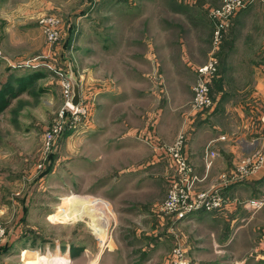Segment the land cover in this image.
Returning <instances> with one entry per match:
<instances>
[{
  "label": "rangeland",
  "instance_id": "1",
  "mask_svg": "<svg viewBox=\"0 0 264 264\" xmlns=\"http://www.w3.org/2000/svg\"><path fill=\"white\" fill-rule=\"evenodd\" d=\"M209 1L197 0V3L201 2L199 5L193 4V0H169L167 2L169 4H162L157 13L159 50L165 41L173 40V37L167 38L168 34L182 35L192 24L197 31L202 32L207 30L208 21L211 24L212 37L208 59L203 65L195 67V81L194 79L185 81L193 84H191L192 97L189 107L197 112L209 111L214 106L201 110L193 108L192 101L195 97L193 88L198 78L196 71L211 60L216 64L215 78L219 75L222 63L219 54L228 44L232 27L231 21L221 37L219 46L211 56L214 39L210 13L220 5L221 0H218L217 6H207ZM70 2L69 13L63 17L54 10L42 11L38 17L36 16L34 26L31 28H35L33 30L35 38L40 33L39 40L42 39L40 41L43 42L44 50L30 61L18 64L23 66L22 71L12 70L13 66L4 60L3 47L9 45L10 39L0 37L2 50H0V85L3 81L13 78L41 76L39 80L29 85L27 92L19 94L17 98L8 102V106L6 104L7 107L0 110V230L2 232L0 264H31L34 260L41 264L42 260L54 257H57L58 261L48 264H168V257L176 240H181L186 252L184 258L192 264L194 261L187 254L197 246L202 231L193 225L188 228L179 226L175 229L176 235L167 233L168 228L174 226V223L171 220L167 221L166 218H159L155 212L169 192L170 187L166 190L163 180L154 186L153 182L149 193L135 194L134 191H130L126 196L113 199L117 184L111 185V190L106 188L110 186L115 176L117 179H123L122 175L109 172V166L102 167L92 176L86 174L90 169L100 167L102 162L111 157L109 150L99 148L102 147L104 131L101 129L103 122L101 106L103 102L110 104L103 100L105 96H109L108 92L116 96V100L111 105L121 102V98L118 99V95L111 92L115 89L124 96V104L115 109L118 113L117 118L119 121L122 120L124 126L138 129L140 141L144 145L141 146L142 149L156 153L157 149L163 151L181 138L183 143L181 148L184 153L186 141L183 134H179L171 145L165 147L151 132L160 113L152 109L155 100L152 93L158 95L161 107L165 102L163 100L165 95L173 92V85H165L164 82L161 84V80L156 79L155 73L151 75L149 63L146 65L140 63L143 71H135L133 64L137 54L129 52L144 50L141 45L133 44L132 41L140 39L138 33L145 30V26L150 30L149 32L152 30L150 0H68V3ZM46 17L57 21L59 40L51 45L48 44L39 24L40 19ZM167 18L171 19L170 22ZM8 25V22L0 23V31L8 28ZM149 32L146 30L144 34V47L145 41L149 40L146 35ZM128 35H132L129 45ZM37 41L36 39L35 42ZM60 45L65 53L64 58L59 51ZM68 52L69 54H66ZM145 54H148L150 61H155L149 50ZM163 55L166 57V54ZM62 61L67 65H63ZM34 64L42 66L40 72H33ZM104 66H107L109 71L106 68L104 73ZM178 66L177 72L185 77L184 66ZM57 68H61V72L55 71ZM110 72L117 79L110 77L108 74ZM119 73L122 78L118 76ZM141 74L152 76L154 85L149 79L146 81V76ZM70 75L77 84L80 92L79 100L86 110V116L80 117L79 120L72 117L71 112L67 110L60 119L62 125L65 123L61 132L66 130L70 134L62 139V133L59 134L57 129L53 130V128L59 123L58 112L66 102L60 82ZM161 75L168 83L167 76ZM135 76L138 80L142 79L137 86L133 84V80H136ZM120 80L123 82L118 84ZM155 81L158 84L157 91ZM213 81L209 93L212 101H214ZM184 90L185 95L188 96L189 90L186 86ZM80 122L83 123L78 124ZM72 124L74 128L71 127ZM93 124L98 128L89 129ZM121 127L123 125L117 124L112 125L111 129ZM55 131L58 133L54 135ZM47 132L51 134L49 135L50 150L46 154ZM250 156L251 153L238 161L235 172L241 162ZM125 159L127 163L134 161L133 158ZM121 161L123 162V159ZM207 162L209 158H205V165L209 167ZM148 166L149 162H143V168ZM135 167V165L130 166L129 163L125 165L128 170ZM76 170L83 173L76 174ZM173 179L174 169L171 180ZM180 179L181 177L176 176L177 181ZM145 181L150 182L149 179ZM197 181L199 182L198 179ZM203 192L207 190L195 189L196 194ZM72 194L84 198L79 204L83 212L102 208V220L106 224L103 233L98 234L87 217L66 219L64 214L63 217L61 215L55 217L65 199ZM160 195L163 196V200L159 202ZM138 200L145 205L148 203V206L142 208L137 204ZM133 201L135 204H132ZM153 201H156L155 204L149 205ZM263 205L264 202L261 201V206L254 209H259ZM134 206H139V211H136ZM125 208L133 209L131 211H134V214L128 215L124 212ZM64 211L70 215L79 213L72 207ZM196 216L197 213L192 214L184 222L193 223L196 221ZM220 258L226 259L230 256L227 253L212 255L208 263L200 264H230V261H220Z\"/></svg>",
  "mask_w": 264,
  "mask_h": 264
},
{
  "label": "crops",
  "instance_id": "2",
  "mask_svg": "<svg viewBox=\"0 0 264 264\" xmlns=\"http://www.w3.org/2000/svg\"><path fill=\"white\" fill-rule=\"evenodd\" d=\"M167 2L169 0L161 2L150 0V17L153 16L150 18L152 30L149 32L150 30L145 26V30L138 33L140 39L132 41L133 44L141 45L144 50L141 52L129 51L137 54L133 64L135 71H143L140 63L145 65L149 63L150 74L155 73L156 79L161 80V84L164 82L165 85H173L174 88L172 93L165 95L163 99L165 102L161 107L158 95L152 93V97L155 99L152 109H156L160 113L151 132L165 147L171 145L179 134H183L186 141L184 154L193 175L199 180L196 189L215 190L229 200L227 205L220 210L211 213H197L196 221L193 223L171 221L174 226L168 228L167 233L176 235L175 229L179 226L188 228V226L194 225L200 228L202 236L194 250L187 254L194 261L192 264L208 263L212 255L222 253L229 254L230 258H220V261L228 260L230 264H264V205L259 209L245 207V203L250 200L264 202V163L261 169L246 177L234 178L238 161L259 146V141L264 134V0L247 1L243 9L234 15L228 44L221 49L219 54L222 58L221 69L213 81L214 107L204 112L190 109L192 82L185 83V81L186 79L193 81L195 67L203 65L208 59L212 37L211 24L208 21L207 30L202 32L197 31L192 24L189 30L184 31L182 35L168 34L167 38L173 37V40L165 41L159 50L157 13L160 10L159 7L162 4L166 5ZM218 2V0H210L207 6H217ZM192 3L201 4V2L197 3V0H193ZM70 4L71 2L68 3V0H0V23H9L8 28L0 31V37L1 39H10L9 45L3 47V58L13 66L12 70L22 71L23 66L18 64L30 61L42 54L44 50L42 39L39 40L40 33L35 38L33 31L35 28H31L34 26L36 16L38 17L42 11L54 10L63 17L69 13ZM168 18L171 17L168 16ZM168 18L167 21L170 22L171 19ZM176 25L178 24L176 23ZM146 30L149 32L146 34L149 40L145 41V49L144 34ZM131 36L128 35V45ZM36 39L37 42H35ZM147 50H149L152 59L155 58V61H150L148 54H145ZM59 51L64 58L65 53H63L62 45L59 46ZM161 52L166 54V57ZM62 64L66 63L62 61ZM71 65L73 66V64ZM178 65L184 66L185 77L177 72ZM32 67L35 70L33 72H40L42 66L34 64ZM106 68L109 71V68L104 66V73ZM60 69L57 68L55 71H60ZM108 74L117 79L113 73ZM161 74L167 76L168 83ZM118 76L122 78L121 73ZM141 76H146L145 80L149 79L150 83L154 85L152 76L143 74ZM40 77L29 82L21 77L3 81V84L0 85V93H3L4 87H6L7 91L9 88L13 92L21 91V95L27 92L29 85L39 80ZM68 78L72 81L73 86H77L71 75ZM135 78L133 84L137 86L142 79L138 80L136 76ZM122 82L120 80L117 83L121 84ZM155 84L157 91L156 81ZM184 86L189 90L188 96L185 95ZM111 92H115L118 99L121 98V102L111 105L116 100V96L110 92H108L109 96L103 98L110 104L103 102L101 106L103 119L101 129L104 131L102 147L98 146L109 150L111 157L102 162L100 167L92 168L86 174L92 176L102 167L109 166V172L122 175L123 179H117L115 176L112 179L113 182L106 188V190H111L112 186L117 184L115 187L117 191H114L113 199L126 196L130 191H134L135 194L149 193L160 180L164 181L163 186L167 190L173 177V168L166 159L164 151L157 149L156 153H152L142 149L141 146L144 145L140 141L138 129L124 126L122 120L119 121L117 118L118 113L115 109L124 104L123 94L116 89ZM18 95L13 97L8 92L5 96L6 101L10 103ZM117 124L123 125V127L111 129L112 125L116 126ZM94 125L89 129L98 128ZM108 127L110 129H107ZM206 146H209V150L216 154L214 159H209V167L205 165ZM126 157L134 159L128 163L130 166L135 165V168L130 170L125 168V165H128ZM143 162H149V166L143 168ZM117 167L118 169H116ZM81 172L76 170L75 173ZM148 179L150 182L146 183L145 180ZM160 197L159 202L161 199L163 200V196L160 195ZM141 202L138 200L137 204L142 208L148 206V203L145 205ZM155 202L153 201L149 205H154ZM132 204H135V201ZM139 206H134V209L139 211ZM131 210L133 209L125 208L124 212L128 215L134 214V211ZM183 241H185L184 237ZM217 260L219 261V259Z\"/></svg>",
  "mask_w": 264,
  "mask_h": 264
},
{
  "label": "built area",
  "instance_id": "3",
  "mask_svg": "<svg viewBox=\"0 0 264 264\" xmlns=\"http://www.w3.org/2000/svg\"><path fill=\"white\" fill-rule=\"evenodd\" d=\"M247 1L251 2L253 0H221L220 5L211 11L210 17L213 23L214 39L211 56L213 55V51L219 46L221 37L224 31L229 27L234 15L239 10L243 9ZM39 24L49 45L59 40V33L56 28L57 21L55 19L51 17L42 18L40 19ZM196 72L198 78L196 79V86L193 88V91L195 92V97L192 101L193 108L195 110L211 108L214 106V101L211 100L209 93L210 85L216 75V64L210 60L206 66L199 68ZM60 86L62 93L65 95L66 102L58 112L57 120H59V123L53 128V130L57 129L56 131H58L59 134L62 133L61 129L65 124L62 125L60 119L63 118L67 110L71 112L72 117L78 118L79 120H81L80 117L85 118L86 116V110L84 106H82L80 100L76 105L72 103L74 95L72 92L71 81L65 77L61 80ZM81 123L83 122L78 124ZM73 126L74 124H72L71 127ZM56 131L53 133L54 135L58 133ZM50 134L51 132H47V135H45V138L47 139L46 141H48L45 153H48L50 150ZM182 144V139L179 138L173 146L163 149L169 164L174 169V179L170 182V188L166 199L156 208L155 211L159 218H166L174 223L178 221L182 222L195 213H211L220 210L224 208L229 201L218 191H207L201 194L195 193V185L198 181L188 165L187 158L183 153V148H181ZM204 153L205 158L214 159L216 157V154L209 150V146L205 147ZM207 163L210 165V161ZM263 163L264 134L259 141V146L251 153V156L244 159L238 166L234 178L240 179L246 177L247 175L261 169ZM176 176L181 177V179L177 181ZM259 206H261V201L250 200L245 203L247 209H254ZM1 234L2 232L0 230V236ZM184 256H186V252L181 245V240H176L168 257V264H191L185 260Z\"/></svg>",
  "mask_w": 264,
  "mask_h": 264
},
{
  "label": "bare ground",
  "instance_id": "4",
  "mask_svg": "<svg viewBox=\"0 0 264 264\" xmlns=\"http://www.w3.org/2000/svg\"><path fill=\"white\" fill-rule=\"evenodd\" d=\"M78 94H80V92H78ZM79 99H80V97H79ZM83 199H82V197L78 196L77 194L69 195L68 198L65 199L63 206L61 207L59 212L55 215V217H57V216L59 217L60 215L63 217V214H64V218H66V219H70V218H74V217H76V218L87 217L89 219L90 223L93 225L96 232L98 234L103 233L105 231V225L106 224H105L104 220H102L103 219V212L101 210L102 208L99 207L98 209H92V211L88 210L89 212H83L80 205H79L83 201ZM68 207L69 208L72 207L73 209L79 211V213H73V211H72L71 212V213H73L72 215L68 214L66 211H64ZM94 214H95V216H94ZM56 261H58V258L54 257L51 259L42 260L40 263L41 264H48V263H52V262H56ZM31 264H38V263L34 260V262H32Z\"/></svg>",
  "mask_w": 264,
  "mask_h": 264
},
{
  "label": "trees",
  "instance_id": "5",
  "mask_svg": "<svg viewBox=\"0 0 264 264\" xmlns=\"http://www.w3.org/2000/svg\"><path fill=\"white\" fill-rule=\"evenodd\" d=\"M39 76L35 75H32V76H26L24 77V80L27 79V81H33L35 79H37ZM10 93V95H12L13 97L17 96L18 94H20V92H17V91H12V89L9 88V91H7L6 87H4V91L3 93H0V110H3L2 108L6 106V104H8V102L6 101V94L7 93ZM212 93V92H211ZM68 131L65 130V132L62 133V139L65 137V136H68L70 133H67Z\"/></svg>",
  "mask_w": 264,
  "mask_h": 264
},
{
  "label": "water",
  "instance_id": "6",
  "mask_svg": "<svg viewBox=\"0 0 264 264\" xmlns=\"http://www.w3.org/2000/svg\"><path fill=\"white\" fill-rule=\"evenodd\" d=\"M73 95L74 97H73L72 103L76 105L79 101V94H78V88L75 85L73 86Z\"/></svg>",
  "mask_w": 264,
  "mask_h": 264
}]
</instances>
